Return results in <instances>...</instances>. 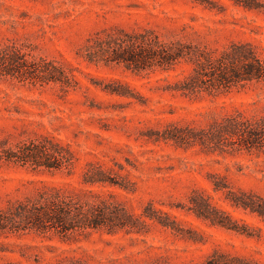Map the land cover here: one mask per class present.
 Returning <instances> with one entry per match:
<instances>
[{
    "label": "rangeland",
    "instance_id": "rangeland-1",
    "mask_svg": "<svg viewBox=\"0 0 264 264\" xmlns=\"http://www.w3.org/2000/svg\"><path fill=\"white\" fill-rule=\"evenodd\" d=\"M146 33L185 55L106 59ZM240 44L264 64V0H0V218L50 195L113 212L67 232L2 220L0 264H264V142L222 130L264 119V79L218 85L196 62ZM42 142L66 166L5 160Z\"/></svg>",
    "mask_w": 264,
    "mask_h": 264
},
{
    "label": "trees",
    "instance_id": "trees-1",
    "mask_svg": "<svg viewBox=\"0 0 264 264\" xmlns=\"http://www.w3.org/2000/svg\"><path fill=\"white\" fill-rule=\"evenodd\" d=\"M184 47L178 42L164 43L157 36L146 33L128 35L127 41L115 42L114 46L108 47L104 54L107 60L123 63L129 67L142 68L151 61L158 65L172 64L185 55ZM91 58L88 57L89 60ZM196 62L200 70L208 68L216 75L218 85L229 86L244 80L264 79V64L250 49H247L244 55V44L234 45L231 52H225L217 58L204 57L203 61L196 59ZM41 78L48 80L46 76ZM222 130L238 137L244 149L247 150L257 148L261 141L264 142V119L259 123L228 122L222 126ZM70 157L71 154L68 151H65V155H61L56 147L50 143L42 142L31 143L18 151H7L5 160H14L22 165L28 164L33 169L59 170L66 166L65 163L70 160ZM229 195V200L235 205L243 208L249 206L244 201L238 200L233 193L229 192ZM112 213L104 201H99L84 209L73 203L71 199L50 195L35 202L19 204L11 216L18 218L19 223H22V229L29 228L43 232L55 229L67 232L77 227L99 228L102 226V219ZM12 217L6 220L0 218V222L2 220L14 222ZM206 264L220 263L210 259Z\"/></svg>",
    "mask_w": 264,
    "mask_h": 264
}]
</instances>
